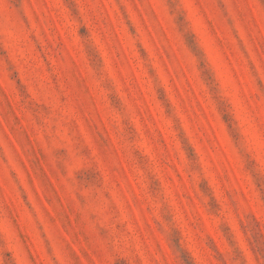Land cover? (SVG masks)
<instances>
[{
    "label": "rangeland",
    "instance_id": "obj_1",
    "mask_svg": "<svg viewBox=\"0 0 264 264\" xmlns=\"http://www.w3.org/2000/svg\"><path fill=\"white\" fill-rule=\"evenodd\" d=\"M0 264H264V0H0Z\"/></svg>",
    "mask_w": 264,
    "mask_h": 264
}]
</instances>
